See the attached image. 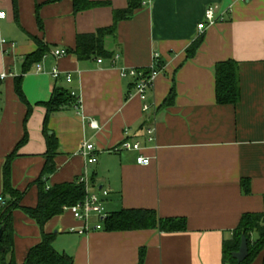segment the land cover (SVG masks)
Returning a JSON list of instances; mask_svg holds the SVG:
<instances>
[{
	"label": "crops",
	"instance_id": "0c3cea01",
	"mask_svg": "<svg viewBox=\"0 0 264 264\" xmlns=\"http://www.w3.org/2000/svg\"><path fill=\"white\" fill-rule=\"evenodd\" d=\"M91 1L101 4L73 13L71 0H16V11L12 0H0L5 12L0 72L11 73L0 81V194L5 158L25 138L11 163V185L23 193L21 206H36L35 180L44 165L46 136L53 135L59 145L47 187L87 174L97 190L108 191L100 195L107 214L148 208L159 218L184 217L187 224L176 232L91 228L80 233L82 222L64 209L43 228L73 264H137L141 248L143 264H224L223 241L241 215L264 210V0H140L133 15L118 23L116 35L104 41L112 58L55 56L54 49L74 47L76 34L110 26L113 10L127 6V0ZM214 5L217 21L198 32L205 10ZM201 35L200 48L186 58L187 46ZM34 37L47 52L23 74L24 57L38 47ZM156 53L163 67L147 97L155 110L142 112L132 80L120 71L149 67ZM230 59L239 62V100L218 104L213 69ZM18 76L26 102L14 90ZM55 85L74 92L79 105L61 107L45 130L43 103ZM172 86L173 104L161 107ZM91 120L98 129L90 127ZM151 125L149 143L144 130ZM126 138L139 140L141 149L111 151ZM85 141L94 145L95 163L80 153ZM140 154L150 158L145 166L136 163ZM242 179L250 180L249 194L241 191ZM12 214L13 259L22 263L41 231L20 210ZM95 222L92 217L90 224Z\"/></svg>",
	"mask_w": 264,
	"mask_h": 264
},
{
	"label": "trees",
	"instance_id": "16d2710c",
	"mask_svg": "<svg viewBox=\"0 0 264 264\" xmlns=\"http://www.w3.org/2000/svg\"><path fill=\"white\" fill-rule=\"evenodd\" d=\"M57 1V0H49ZM73 13L82 10L91 9L101 2H93L91 0H71ZM141 6L140 0H127V6L123 9H114L112 12V23L110 26L99 27L92 33L76 34L75 45L68 49L67 52L74 53L78 60L90 57L112 58L113 53L104 49V41L108 36L116 35L117 25L120 21L129 19L134 11ZM12 7L16 11V0H12ZM37 22L41 27V21L37 16ZM203 35L191 42L186 48V58H192L203 41ZM37 43V49L24 57L22 73L28 71L32 64L37 63L44 53L47 46L42 41L34 37ZM160 65L163 62L160 59ZM239 62L233 59L219 61L213 69L215 75V100L218 104L232 105L239 100ZM21 77L14 78V90L16 95L22 102H26L21 90ZM51 98L44 102L46 114L43 120L44 129H47V121L49 117L58 111L61 107L69 105H77V98L70 94L60 85H55L51 93ZM176 91L172 86L169 94L161 103V107H169L173 104ZM29 114V111L28 113ZM264 116V115H263ZM47 148L44 152L45 161L40 176L35 180L38 187V202L34 207L21 206L20 201L23 193L11 185V163L15 157L19 147L26 142L23 138L10 154L5 158L2 165V193L0 197L4 202H0V229L3 230L0 237V264H73V257L63 252H58L53 246L55 235L48 233L43 228L44 225L53 217L58 216L64 210V207L83 200L84 185L77 183V179L71 182L57 183L51 187H47L45 179L56 171L54 159L58 150V139L53 135H47ZM242 193L249 194L250 180H241ZM18 209L27 217L29 216L38 228H40V241L29 248L25 260L18 263L13 259V210ZM238 225L233 230L230 239H225L222 244L223 262L224 264H252L255 260L260 259V264H264V210L262 212H250L241 215ZM102 229L111 232L132 231L157 229L159 231L176 232L185 230L187 227L184 217L176 218H159L157 212L152 209H118L107 214L101 221ZM241 235H244L248 241V256L240 263L232 257V253L238 249L241 241ZM255 236L252 237V236ZM144 249L139 250V261L137 264L144 262Z\"/></svg>",
	"mask_w": 264,
	"mask_h": 264
},
{
	"label": "built area",
	"instance_id": "2783aa9c",
	"mask_svg": "<svg viewBox=\"0 0 264 264\" xmlns=\"http://www.w3.org/2000/svg\"><path fill=\"white\" fill-rule=\"evenodd\" d=\"M143 3H146L148 0H142ZM217 10V6H210L205 10L204 17L205 21L201 22L198 25V32H204L203 30L205 27H208L210 25H213L214 22L217 21V17L215 16V12ZM5 17V12L0 11V18ZM1 43H5V40H1ZM53 54L57 57H62V56H67L68 52L65 49L58 48L53 50ZM160 55L158 53L153 55L152 59V65L149 67H127L125 69H122L120 71V75L122 78H130L133 83V93H135L142 105V112H148L150 110H155L154 107H152L151 104L147 102V97L149 94V91L153 88L154 82L157 78V75L161 72L162 65H160ZM98 61L101 59L98 58ZM41 70V66L38 64L36 65V71L39 72ZM11 73L7 72H0V81L5 80L6 78L9 77ZM52 78L56 79L59 76V70L54 67L52 72H51ZM67 81H70L69 76L66 78ZM73 96H75L74 92H70ZM78 100V99H77ZM79 101L77 102L76 107H78ZM88 124L90 127L94 129H98L97 123L94 121H89ZM127 131H125V134ZM145 134V140L149 143L154 141V128L153 126L146 127L144 130ZM141 142L137 139H131V138H126L124 139L120 144L115 145L111 149L112 152L115 151H130V150H135L139 151L141 149ZM94 145L88 141H85L80 149V153L86 157L87 156V162L88 163H95L96 158L94 156ZM150 162V158L147 156H143L142 154L138 155L136 158V163L139 165L145 166ZM77 183H82L84 185V199L73 204L72 206L69 207H64L65 210H68L72 215L74 216L75 219L79 220L82 222V228L78 229L77 231L80 233H88V231L91 228L100 230L102 229L101 227V221L102 219L107 215L106 212H104L103 209V204L100 195H105L107 194V190H104L101 188V190H97L96 187H94L87 176V174H82L77 178ZM0 202H4V200L0 197ZM95 217L96 222L94 224L91 223V218ZM71 232L74 231V228L70 230Z\"/></svg>",
	"mask_w": 264,
	"mask_h": 264
},
{
	"label": "water",
	"instance_id": "95a60500",
	"mask_svg": "<svg viewBox=\"0 0 264 264\" xmlns=\"http://www.w3.org/2000/svg\"><path fill=\"white\" fill-rule=\"evenodd\" d=\"M3 230L0 229V237L2 235ZM241 241L238 246V249L232 253V257L236 260V262L240 263L248 256V241L244 235H241Z\"/></svg>",
	"mask_w": 264,
	"mask_h": 264
},
{
	"label": "rangeland",
	"instance_id": "374dc122",
	"mask_svg": "<svg viewBox=\"0 0 264 264\" xmlns=\"http://www.w3.org/2000/svg\"><path fill=\"white\" fill-rule=\"evenodd\" d=\"M252 237H254V238H255V236H254V235H253ZM255 262H257V260H255V261H254V264H256Z\"/></svg>",
	"mask_w": 264,
	"mask_h": 264
}]
</instances>
